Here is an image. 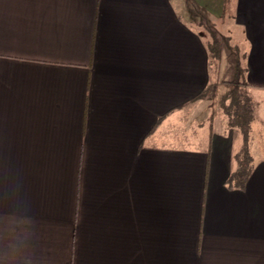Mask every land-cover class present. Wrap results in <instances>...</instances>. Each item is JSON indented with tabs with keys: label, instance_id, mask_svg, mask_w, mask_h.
Masks as SVG:
<instances>
[{
	"label": "crops",
	"instance_id": "obj_1",
	"mask_svg": "<svg viewBox=\"0 0 264 264\" xmlns=\"http://www.w3.org/2000/svg\"><path fill=\"white\" fill-rule=\"evenodd\" d=\"M191 1L0 0V264H264V143L211 104L264 94V0Z\"/></svg>",
	"mask_w": 264,
	"mask_h": 264
},
{
	"label": "rangeland",
	"instance_id": "obj_2",
	"mask_svg": "<svg viewBox=\"0 0 264 264\" xmlns=\"http://www.w3.org/2000/svg\"><path fill=\"white\" fill-rule=\"evenodd\" d=\"M191 1V0H190ZM193 4V1L190 2ZM188 4V3H187ZM191 4L188 5V12H191L194 16L193 22L197 20H202V28H200V25L197 26V29L202 32L206 36L207 39L211 41L210 38L213 36V41H217L219 45V52L222 49V57L225 61L226 65L230 64L233 60V57L235 58L236 55L231 54L228 52L227 47L228 46H234L236 43L235 39V33L230 31V23L229 21H224V23L221 22H211V21H205L203 17H201V12L198 8H195L194 6H191ZM188 14V13H186ZM197 16V17H196ZM208 19V18H207ZM196 20V21H197ZM234 31L238 29V27H233ZM230 53V54H227ZM235 53V52H234ZM237 53V52H236ZM220 57V56H219ZM240 72H242L240 68ZM225 76H224V75ZM223 74H221L222 78H228L229 75V69ZM240 74L239 76H241ZM231 84H236L242 86V82L238 79H233L232 81H229ZM227 88L222 87L221 90L224 91ZM261 95H264L263 92H259ZM260 94L256 93L255 99L252 98L248 94V92L245 91L244 87H234L230 91H227L225 95H223V101L221 104H227V106L222 107V109L219 107V99L222 96L216 97V99L211 98L212 103L215 104V108L217 110H225V112H228V117L230 121H234V125L243 133V136L248 140L247 146L249 147L250 151L253 153L254 156L259 157L261 155V152L259 151V144L262 140L264 143V98L260 97ZM245 111H247L246 114H243ZM246 119L248 121H246ZM252 119V121H250ZM233 125V124H232ZM256 132H254V130ZM250 131V132H249ZM249 132V133H248ZM242 137V135H240Z\"/></svg>",
	"mask_w": 264,
	"mask_h": 264
},
{
	"label": "trees",
	"instance_id": "obj_3",
	"mask_svg": "<svg viewBox=\"0 0 264 264\" xmlns=\"http://www.w3.org/2000/svg\"><path fill=\"white\" fill-rule=\"evenodd\" d=\"M219 45L217 41H212L209 45V57H210V65L215 64V62L219 59ZM238 67V62H237ZM244 85V83H242ZM245 111L243 114H246ZM246 121H248L246 119ZM231 125H234V121L232 120ZM237 167L235 171L231 174L229 179V185H233L238 188H242L247 176L251 171V159L248 153V150L245 147L241 149V151L236 155Z\"/></svg>",
	"mask_w": 264,
	"mask_h": 264
}]
</instances>
